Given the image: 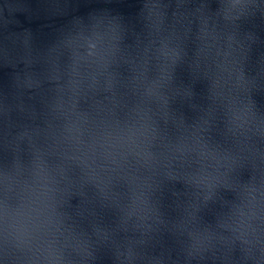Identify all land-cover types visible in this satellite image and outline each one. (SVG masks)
Segmentation results:
<instances>
[{"label": "water", "instance_id": "1", "mask_svg": "<svg viewBox=\"0 0 264 264\" xmlns=\"http://www.w3.org/2000/svg\"><path fill=\"white\" fill-rule=\"evenodd\" d=\"M0 264H264V0H0Z\"/></svg>", "mask_w": 264, "mask_h": 264}]
</instances>
